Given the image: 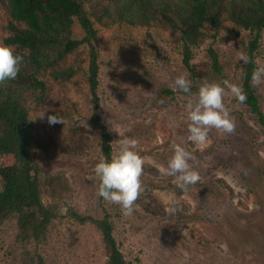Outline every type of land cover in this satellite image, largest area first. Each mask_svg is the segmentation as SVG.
<instances>
[{"label":"rangeland","instance_id":"rangeland-1","mask_svg":"<svg viewBox=\"0 0 264 264\" xmlns=\"http://www.w3.org/2000/svg\"><path fill=\"white\" fill-rule=\"evenodd\" d=\"M162 1L149 3L160 5ZM237 1L249 6L264 3L226 0L221 27H207L204 42L194 51L192 74L182 63L180 30L162 20L146 25L135 19L132 25L125 22L126 14L120 16L119 3L85 0V10L97 30V113L112 143L124 137L139 140L138 151L148 158L142 177L144 192L131 216H124L118 205L97 195L94 167L102 157L101 137L91 123L95 111L88 84L90 48L80 46L41 74L46 85L43 96L40 91H21L33 126L31 152L40 168V197L55 219L42 240L27 243L17 241L16 219L5 220L0 226V264H106L101 232L90 222L80 223L71 213L107 218L127 264H264V127L256 114L227 95L224 103L235 120L234 133L212 129L210 143L197 147L188 139L189 122L183 107L188 96L173 90L175 78L182 74L193 81V94L204 80H229L242 86L246 65L238 60L237 51L248 54L245 47L253 35L238 30L229 17ZM11 23L9 0H0L2 45L11 35ZM70 30L73 40L85 36L76 19ZM254 55L256 67L257 61L264 63V30ZM214 60L224 78L213 70ZM68 69L74 75L67 81L51 74ZM253 88L264 113V84ZM54 114L66 123L49 125L47 116ZM173 144L192 153L194 159L189 163L202 178L186 191L158 169L161 164L167 166ZM112 147L113 155L118 146ZM14 163L13 156H2L0 170Z\"/></svg>","mask_w":264,"mask_h":264},{"label":"trees","instance_id":"trees-1","mask_svg":"<svg viewBox=\"0 0 264 264\" xmlns=\"http://www.w3.org/2000/svg\"><path fill=\"white\" fill-rule=\"evenodd\" d=\"M120 4V16L126 14L125 22L134 24L138 20L151 25L156 20L181 32V55L184 67L192 74L191 62L194 51L206 38L205 29L219 30L222 21V8L226 0H163L160 5H153L149 0H111ZM229 1V0H228ZM85 0H9L10 16L13 21L8 30L11 35L4 39L7 46L16 47L25 53L24 64L18 77L0 85V157L11 155L15 163L10 168L0 170L2 190L0 192V226L8 218L17 222V241L22 243L42 240L55 216L51 208L43 206L38 179L40 168L32 158L31 120L21 102L23 90L45 93L46 85L40 79L48 69H54L66 55L78 47L88 45L91 63L88 69L89 91L94 103L95 113L91 123L99 130L101 137V156L111 159L112 136L101 123L98 111L100 99L99 64L97 30L84 7ZM233 3L229 16L238 30L249 31L253 39L248 55L253 62L246 64L242 87L247 94L246 103L242 104L258 117L264 127V113L251 84V75L256 68L254 53L257 50L261 32L264 30V3L245 5L240 1ZM135 8L134 10H132ZM77 20L85 36L81 40L71 38V26ZM26 27L18 28L15 23ZM215 73L224 78L223 69L214 60ZM56 79L69 80L74 70L54 71ZM172 94V92H169ZM42 98V97H41ZM238 102V100L236 99ZM80 223L90 222L101 232L107 251L106 264H127L113 234L112 223L107 219L82 217L71 213Z\"/></svg>","mask_w":264,"mask_h":264},{"label":"clouds","instance_id":"clouds-1","mask_svg":"<svg viewBox=\"0 0 264 264\" xmlns=\"http://www.w3.org/2000/svg\"><path fill=\"white\" fill-rule=\"evenodd\" d=\"M237 57L243 64L253 62L245 52L237 51ZM251 75V84L258 87L264 84V63L256 62ZM24 64V56L18 54L14 47L0 44V85L6 81L15 80L21 72ZM193 81L188 74H182L175 78L173 90H179L187 94V103L183 105L188 120V139L197 147L210 143L209 132L216 129L223 133L232 134L235 131V120L230 116V110L224 103L227 95L235 97L240 104L247 101V94L243 87L229 80L222 83H200L198 92L193 94L191 89ZM227 90V91H226ZM48 111V110H47ZM46 112V111H45ZM45 112L39 117L44 119ZM49 125L65 124L66 121L54 114L47 116ZM111 145L118 146V150L111 159L101 157L95 164L94 174L99 180L97 195L105 202L118 205L124 216H131L136 202L144 192L142 177L146 157L138 151L140 142L136 138L124 137L114 141ZM173 155L167 162V166L159 165V172L173 177L178 187L187 190L188 186L201 181L199 172L189 163L194 156L179 144H173ZM175 209H169L174 211ZM227 250V245L222 244Z\"/></svg>","mask_w":264,"mask_h":264}]
</instances>
